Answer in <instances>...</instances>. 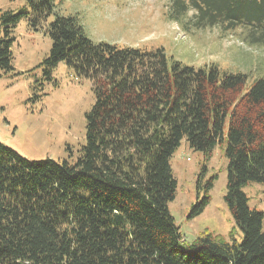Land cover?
Segmentation results:
<instances>
[{"label": "trees", "instance_id": "1", "mask_svg": "<svg viewBox=\"0 0 264 264\" xmlns=\"http://www.w3.org/2000/svg\"><path fill=\"white\" fill-rule=\"evenodd\" d=\"M0 13V72L13 70L12 29L21 17L51 46L32 75L33 99L63 61L91 81L85 138L75 160H28L0 142V264H264L263 213L242 186L264 184V77L242 93L245 75L194 67L145 49L94 42L56 0H24ZM167 19L185 31L218 25L264 45V0H168ZM56 83V82H54ZM226 136L224 202L235 228L203 230L186 242L168 209L176 191L170 157L183 138L203 153L188 217L209 203L206 162Z\"/></svg>", "mask_w": 264, "mask_h": 264}, {"label": "rangeland", "instance_id": "2", "mask_svg": "<svg viewBox=\"0 0 264 264\" xmlns=\"http://www.w3.org/2000/svg\"><path fill=\"white\" fill-rule=\"evenodd\" d=\"M167 5L168 0H56L47 22L55 15H75L94 42L145 49L162 47L168 57L186 65L213 63L221 71L242 73V93L264 77V45L243 41L237 34L239 30L223 33L218 25L185 31L167 19ZM21 8L29 12L24 0H0V13ZM29 17H21L12 29L13 70L0 72V142L28 160H75L85 138L84 114L94 102L93 85L88 79L75 77L61 61L52 71L53 80L43 82L41 97L33 99L32 75L41 76L39 64L48 55L51 40L43 25L36 29L30 25ZM2 26L0 22V33ZM225 144L226 136L206 162V177L215 179L209 203L194 217H188L191 206L204 195L197 194L195 188L203 153L188 147L183 138L170 157L177 185L168 209L186 242L203 230L227 236L233 228L236 240L241 239V231L223 199ZM242 189L249 206L263 213L264 226V184L250 181Z\"/></svg>", "mask_w": 264, "mask_h": 264}]
</instances>
